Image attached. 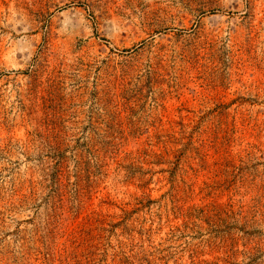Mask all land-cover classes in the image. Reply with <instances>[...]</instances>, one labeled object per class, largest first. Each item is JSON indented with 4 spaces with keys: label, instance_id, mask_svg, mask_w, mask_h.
Here are the masks:
<instances>
[{
    "label": "rangeland",
    "instance_id": "1",
    "mask_svg": "<svg viewBox=\"0 0 264 264\" xmlns=\"http://www.w3.org/2000/svg\"><path fill=\"white\" fill-rule=\"evenodd\" d=\"M0 264H264V0H0Z\"/></svg>",
    "mask_w": 264,
    "mask_h": 264
}]
</instances>
